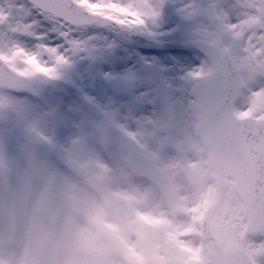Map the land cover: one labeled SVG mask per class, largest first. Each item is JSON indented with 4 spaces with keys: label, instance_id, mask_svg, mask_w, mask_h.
<instances>
[{
    "label": "clouds",
    "instance_id": "clouds-1",
    "mask_svg": "<svg viewBox=\"0 0 264 264\" xmlns=\"http://www.w3.org/2000/svg\"><path fill=\"white\" fill-rule=\"evenodd\" d=\"M107 2L71 7L85 15ZM116 2L139 14L123 17L130 26L154 6ZM28 7L0 25L5 84L40 73L26 62L34 51L8 31L29 22ZM229 10L236 27L203 34L207 57L186 77L178 110L159 128L124 131L117 162L80 138L61 150L63 167L33 151L14 161L0 145V264H246L261 249L264 229L241 193L242 153L230 133L239 127L233 111L264 91V0H233ZM202 11L188 9L191 17Z\"/></svg>",
    "mask_w": 264,
    "mask_h": 264
},
{
    "label": "snow or ice",
    "instance_id": "snow-or-ice-1",
    "mask_svg": "<svg viewBox=\"0 0 264 264\" xmlns=\"http://www.w3.org/2000/svg\"><path fill=\"white\" fill-rule=\"evenodd\" d=\"M82 0H29L18 4L16 0H10L8 10L0 7V25L8 21L13 10L18 13L27 8L28 23L22 28L13 24L8 25V31L17 37L21 34H35L37 39H43L45 34L34 33L36 21L31 19L34 13L51 20L59 34L67 41L70 48L81 46L80 42L73 39L74 31L84 25L98 21H108L114 24L126 25L123 17H137L139 14L130 7H126L116 0H108L106 4H90L91 11L85 15L77 14L71 7ZM102 7L106 10L97 12ZM223 27L233 29L236 24L231 22L226 15H218ZM238 19V17H237ZM144 19L139 20V25ZM24 47V46H23ZM26 62L34 65L38 72L55 76L57 66L67 62L65 51L60 50L55 44L37 45V50L26 57ZM239 127L231 131L232 145L242 153V158L236 163L240 165L236 171H243L244 178L241 185V193L249 205L250 211L255 217L258 226L264 229V91H252L246 98L245 106L236 109L232 113ZM256 255H264V245L252 256H249L246 264H256Z\"/></svg>",
    "mask_w": 264,
    "mask_h": 264
},
{
    "label": "rangeland",
    "instance_id": "rangeland-1",
    "mask_svg": "<svg viewBox=\"0 0 264 264\" xmlns=\"http://www.w3.org/2000/svg\"><path fill=\"white\" fill-rule=\"evenodd\" d=\"M104 30L102 28H99L97 26L92 27H81L77 28L74 31V34L80 35H74L73 37L80 42L81 46L79 47L81 49V52L84 50V57L81 61V63L76 62V59L73 58L72 62H76L75 70L72 77V84L75 86V88H79V86L83 89L84 93H90V96H88L89 105L91 107L90 112H87V118L85 120H82L81 123H76L73 119L70 120L71 116L69 111H66L67 108H65V111L59 110L60 106H62V102L64 100L61 98L60 104L56 102L55 105V112L51 114L49 110H46L43 108L42 112H37V116L39 118H45L49 120L47 117V114L50 113L51 115L55 116L56 119L53 120V124L49 126L47 130L52 131L50 134L51 139L54 142H57L59 139L62 140V138H70L73 136V133L71 131L75 130V127H79L81 129V132L79 134V138L85 139V144L89 147H93L96 149H100L103 151L106 158H108L113 163L117 162L118 156H117V149H103V146L100 142L99 135L97 133V128L99 125L102 124V119L106 118V120H111L112 122L119 123L121 126V121L129 122L130 116L126 114H122L120 110L118 109L117 105L112 102L107 103V109L105 110L103 108L102 103L99 99L100 92H95L94 87L91 83V74L94 72L99 73L104 79L107 84H111V82H114V79L116 77L114 76V72L119 70L116 69L119 64L116 60L119 61L117 57V44L114 47H110L115 45L114 38L116 37V30L111 29V37L107 36L109 38L108 42L109 45L103 44V35ZM36 31V30H33ZM56 32L58 30H55ZM28 40V39H27ZM28 46L30 49L33 50V44L32 41L28 40ZM42 43V41L40 42ZM106 46V47H105ZM35 47V46H34ZM32 48V49H31ZM36 48V47H35ZM108 53L109 58H106L105 51ZM34 51V50H33ZM80 52V53H81ZM107 69V70H105ZM38 75L41 77L44 75V73H39L34 75L36 79H38ZM38 91V88L36 84L33 85V87L29 90V92H36ZM15 103V104H14ZM35 103V104H34ZM37 99L31 98L29 94L27 95H21V94H14L7 90L0 89V104L3 105V110L0 111V122L2 127V122L5 121L4 112L5 110L13 107V112L15 114H21L25 120H28V122L34 121V116L37 111V109H40L41 107L38 105V108L36 106ZM111 107V108H109ZM52 108V105H51ZM70 106H68V109ZM103 109L105 111H103ZM59 110V111H58ZM41 113V115L39 114ZM50 121V120H49ZM41 123V122H40ZM51 123V122H50ZM39 124V123H37ZM44 127L45 125L41 123ZM37 126V125H36ZM47 127V126H46ZM71 130V131H70ZM2 142V143H1ZM1 144H5L4 148L9 156L13 154V150L10 148V141L7 140L4 137H1L0 139ZM57 148L63 149L65 146L57 144ZM55 148V146L51 145ZM19 161V160H18Z\"/></svg>",
    "mask_w": 264,
    "mask_h": 264
},
{
    "label": "flooded vegetation",
    "instance_id": "flooded-vegetation-1",
    "mask_svg": "<svg viewBox=\"0 0 264 264\" xmlns=\"http://www.w3.org/2000/svg\"><path fill=\"white\" fill-rule=\"evenodd\" d=\"M219 1V0H216ZM233 3V0H224L223 2H218L216 10L218 13L224 12L227 17L232 18L236 17L235 15L230 14L229 6Z\"/></svg>",
    "mask_w": 264,
    "mask_h": 264
}]
</instances>
